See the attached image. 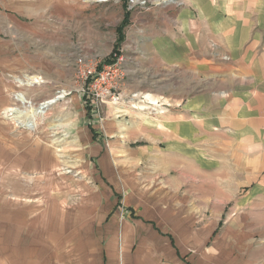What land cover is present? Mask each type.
I'll return each instance as SVG.
<instances>
[{"label": "rangeland", "instance_id": "374dc122", "mask_svg": "<svg viewBox=\"0 0 264 264\" xmlns=\"http://www.w3.org/2000/svg\"><path fill=\"white\" fill-rule=\"evenodd\" d=\"M0 264H264V0H0Z\"/></svg>", "mask_w": 264, "mask_h": 264}, {"label": "crops", "instance_id": "0c3cea01", "mask_svg": "<svg viewBox=\"0 0 264 264\" xmlns=\"http://www.w3.org/2000/svg\"><path fill=\"white\" fill-rule=\"evenodd\" d=\"M206 10V9H205ZM204 10V11H205ZM211 10V11H210ZM210 10H206L207 11V13H211L212 15H214L215 14V11H214V6H212L211 5V8H210ZM187 14L188 15H190V12L188 13L187 12ZM204 17H206V19H208L209 20V22H210V19L208 18V14H206L205 13V16ZM219 17L220 16H214V17H212V19L211 20H213V23H212V25L214 26H217L216 25V22H217V19H219ZM142 18V17H141ZM140 17H138V19H141ZM188 19V18H187ZM218 29V28H217ZM192 32V31H191ZM207 34V33H206ZM206 34L204 35V36H206ZM198 35H201V36H203V32L201 33H199V34H195L194 33V35H192L194 38H195V40H196V38H197V36ZM203 36V37H204ZM238 40H240V39H238ZM237 41V40H236ZM254 56H255V53H254ZM184 62H186V60H183ZM189 64H191V62H189ZM197 64H199L198 62H197ZM196 64V65H197ZM237 64H238V66H240L239 65V62H237ZM199 66H200V68H203V67H205V66H207V64L206 63H203L202 61H200V64H199ZM183 119V118H182ZM173 131H175V129H173ZM151 150H152V152H154V151H156L158 154H159V149L155 146V145H153V146H151ZM184 151V150H183ZM185 152L186 151H184V152H180L179 154H176V152L175 151H169V155L168 156H171L172 157V159H170V160H167L164 164H163V167H165V169L163 170H161V173H165V172H169V175H167V176H169V177H167V178H170V177H172V173H170L171 171V169H173V168H175L176 167V163H177V160H178V163H180V162H185L186 160H187V158H189V161H191V156L189 157L188 155H185ZM164 155H166V154H164ZM186 159L185 161H181L180 159ZM171 180H173V181H175V178H172ZM170 184H171V186L169 187V189H173V190H171V191H168V192H171V194L173 195L174 193H176L178 190H179V187L178 188H176V185H173L171 182H170ZM158 203H159V201H158ZM166 204V202H164V200L161 198L160 199V203H159V207L161 208V209H166L165 207H164V205ZM137 217H139V216H137ZM150 223H152L153 224V226L159 231V232H161L162 234H164L162 231H161V229L156 225V223H154L153 221H150ZM165 235H167V236H169V238H170V240H171V243L175 246V239H174V236L172 235V234H170V233H167V234H165ZM176 247V246H175Z\"/></svg>", "mask_w": 264, "mask_h": 264}, {"label": "bare ground", "instance_id": "6f19581e", "mask_svg": "<svg viewBox=\"0 0 264 264\" xmlns=\"http://www.w3.org/2000/svg\"><path fill=\"white\" fill-rule=\"evenodd\" d=\"M35 82V80H29V85H32ZM18 100L22 103H28V99L23 93H19L17 95ZM55 102L54 99L47 100L44 103H41V105L37 108H32L29 111H20L18 108L15 110L17 111L16 115L20 119V121L24 122V125H27L28 127H34L36 123L37 117H41L45 114L47 106L51 103ZM157 102H153V104H156ZM157 105V104H156ZM14 108H10V110H13Z\"/></svg>", "mask_w": 264, "mask_h": 264}, {"label": "built area", "instance_id": "2783aa9c", "mask_svg": "<svg viewBox=\"0 0 264 264\" xmlns=\"http://www.w3.org/2000/svg\"><path fill=\"white\" fill-rule=\"evenodd\" d=\"M112 67H113L112 65L106 66L103 71L98 72L97 77H96L94 83L92 84V87L93 88L95 87L96 94H98V95L101 94L102 91L100 90V88H101L100 84L104 82L102 79H104L105 77H106V79L108 77H111L110 73L114 71V69ZM92 71L93 70L90 69V70H88V73L92 74Z\"/></svg>", "mask_w": 264, "mask_h": 264}]
</instances>
